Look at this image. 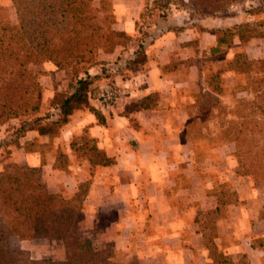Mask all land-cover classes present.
Here are the masks:
<instances>
[{"label": "crops", "instance_id": "1", "mask_svg": "<svg viewBox=\"0 0 264 264\" xmlns=\"http://www.w3.org/2000/svg\"><path fill=\"white\" fill-rule=\"evenodd\" d=\"M10 2L0 0V5L10 8ZM175 14L176 19L168 15L150 30L153 37L146 45L147 59L142 66L126 67L137 50L130 54L124 52L127 55L118 60L116 66L125 75L112 76L121 81L118 84L123 93L121 101L103 109L90 96V108L75 111L61 129V136L53 142L32 131L43 143L54 145V151L43 154L21 148L13 160L41 168L48 191L66 198L74 196L80 183L90 182L79 222L80 235L92 238L93 245L99 249L110 244L113 260L122 257L124 264L132 260L138 264L209 263L211 258L202 224L206 214L214 212L217 220L214 241L219 249L235 262L247 256L250 264H262L264 249L255 242L264 239V198H261L264 185L254 184L252 180L250 185H242L236 178L237 168L232 169L231 164L226 168L198 171L193 156L196 142L191 130L205 128L209 123L200 124L191 116L199 108V95L209 93L226 99L222 94L216 95L206 83L204 86L208 88L202 89L203 64L197 59L196 51V45L201 51L217 47L218 34L211 28L200 33L194 25L181 22L183 13ZM135 19L133 22L132 16L120 19L116 29L135 32ZM129 23L133 25L132 30ZM213 34V41L205 39L206 35L210 39ZM263 44L264 39H251L245 44L236 37L235 48L228 49H243L251 61H264ZM90 73L100 74L99 67ZM134 90L141 93L139 98L129 97L128 93ZM151 95L158 97L157 106L135 109L134 104ZM97 114L101 115L102 122ZM133 118H137L138 125L132 123ZM82 135L95 140L97 147L115 163L92 167L87 159L79 157L71 143L74 136ZM60 145L69 161L67 169L56 166ZM229 146L230 152L214 150L219 166L228 153L234 155V143ZM211 159L209 156L203 161L208 163ZM75 160H80L82 166L73 167ZM212 173H218L221 180L222 175L225 179L235 176L231 190L235 195L233 202H221V188L215 190ZM27 243L23 241L21 245L30 249Z\"/></svg>", "mask_w": 264, "mask_h": 264}, {"label": "trees", "instance_id": "2", "mask_svg": "<svg viewBox=\"0 0 264 264\" xmlns=\"http://www.w3.org/2000/svg\"><path fill=\"white\" fill-rule=\"evenodd\" d=\"M155 1L157 0H152L153 3ZM193 1L203 4L214 1L220 9L237 0ZM12 2L17 14V23L0 21V125H5L13 119L33 118L41 111L42 88L38 82V73L32 67L45 62H52L60 69H70L76 81L73 93L64 96L58 94L56 98L63 117L62 123L65 125L75 111L90 108L89 88L110 76L109 68L98 60L100 50L112 53L116 47L124 49L132 44L133 38L125 31L110 28L107 17H100L93 6L94 0H12ZM222 23L223 21L217 24L214 30L218 34V45L230 47L227 39L229 37H237L241 41L264 38V32L261 33L257 29L255 21L248 20L231 26ZM151 37H148V41ZM145 41L146 44L144 42L139 46L134 57L126 63V67L139 68L146 61L144 46L147 45V39ZM196 51L198 53L199 50ZM237 57L239 59L235 60L233 70L247 74L255 62L251 61L246 53ZM242 57L245 58L240 60ZM97 66L100 67V74L92 75L90 71ZM157 104L158 97L151 95L134 104V107L147 110ZM97 116L102 122L101 115ZM28 127L29 130H36L41 136L54 137L47 126ZM251 132L252 139L245 144L249 149L241 155L254 154L257 157L254 160L255 164L254 166L249 164L248 158L241 159L240 162H243L247 173L258 184L264 185V153H261L264 151V134L261 129ZM257 134L261 137L258 138ZM236 143L238 145L237 141ZM35 146L34 142L28 141L24 149L36 152ZM71 148L79 157L87 159L92 167L115 163L97 147L95 140L87 135L73 138ZM237 153H240L238 149L236 156ZM56 155L57 168L67 169L69 166L67 156L60 151ZM89 186L90 182L80 183L74 196L66 198L62 194L48 191L47 185L41 181L39 169L16 162L2 169L0 264H107L113 252L97 250L91 241L82 238L78 233ZM220 198L222 203L235 200L233 193L226 191L225 188H222ZM205 217L202 228L205 245L210 253V264H250L247 256L235 262L231 256L219 249L214 238H208L210 231L214 229L215 213H207ZM262 217L264 218V209ZM12 237L20 240L61 241L65 247L66 261L58 263L50 258L35 260L28 251L12 248L10 244ZM263 243L264 239L255 242L260 247H263ZM109 249L112 248L109 246Z\"/></svg>", "mask_w": 264, "mask_h": 264}, {"label": "rangeland", "instance_id": "3", "mask_svg": "<svg viewBox=\"0 0 264 264\" xmlns=\"http://www.w3.org/2000/svg\"><path fill=\"white\" fill-rule=\"evenodd\" d=\"M141 1L143 3L142 6ZM10 3V8L6 5H0V21L16 24V10L12 0ZM93 6L99 12L100 17H107L110 23L109 27L112 29L117 28V22L120 19L125 20L128 16L130 18L132 16L131 22H133L136 18L135 32H127L133 38L132 44L129 47L124 49H121L123 47H116L112 53H108L102 49L99 52L98 60L104 62L106 68H109L110 76L106 79H102L89 88L90 96L92 98L94 97L93 100H95L98 108H101V106L96 99L103 90L111 87L115 89L121 88L118 85L121 81L116 80V77L114 78L112 76L114 74H119L121 76L125 75L122 69L116 66L118 60H122V56H126L127 53L130 54L132 51L138 50L139 46L144 44V42L146 44L145 39H147L148 44V37H151L150 30L154 25L161 24L163 19L168 15H172V17L176 19L178 15L175 13H183V18L180 19L181 22L194 25L200 33L203 31L206 32L205 30H209V28L216 30L217 24H220L221 21L231 26L232 24L238 23V21L246 22L248 20L255 21L258 25L257 29L261 33L264 32V0H237L233 4L221 7L220 9L214 1L205 2L203 4L202 2L197 3L193 0H157L155 3H153L152 0H94ZM208 24H210L211 27H205V25ZM128 26H130L129 30L133 29L132 24L129 23ZM214 38L215 34L210 36V39L208 35L205 37V39L209 41H213ZM227 39H229L230 47L232 46L235 48V46H233L234 37H229ZM260 39L264 38H259V41ZM249 41L250 39H247L242 41V43L246 44ZM197 43L198 41H196V44ZM256 45L258 47L262 46L259 43H256ZM198 46L199 45H196V49L199 50V60L203 64L205 79V82L202 83V89L209 87L216 95L222 94L224 97L226 96V99H220L209 93H202L198 97L197 105L199 108H197V112L192 113L191 116L195 121H199L200 124L205 125L206 121L209 123L206 127L204 126L205 128L195 127L191 130V135L196 142L193 151V156L196 159L195 166L198 171H207L208 169L215 170V168H226L231 164L232 169L235 167L237 168L236 178L239 179L242 185L248 186L252 181L257 184L255 179L245 170L246 168L242 165L243 162L240 161L241 159L248 158L249 164L254 166V160L257 158L254 154L245 156L241 154L249 149L245 144L252 139L251 130L258 131L261 129L264 134V114H262L264 112L260 111L264 110V61H254L255 63L252 69H249L247 74L238 73L233 70V64L236 62L235 60L239 59L237 56L245 55L246 52L242 51L243 49L236 51L235 49L230 50L231 48L228 49L229 47L226 45L219 44L217 47L211 46L208 50L201 51L197 48ZM145 48L146 45L144 46V51ZM176 51L178 52V50ZM124 52L127 53L124 55ZM177 55L180 56L179 52ZM244 58L245 57H242L240 60ZM32 69L38 73V82L42 88L43 97L41 111L33 118L13 119L5 125H0V171L9 164L15 163L13 156L19 154V150L25 147L28 142L27 140H32L31 142L36 144V152L44 154L47 151L51 152V149L54 151V145L40 141L39 138L33 135L36 133L32 131L36 130H29L28 126H47L54 135V137L51 138L52 142L53 139L61 136V129L64 127L62 123L63 117L61 115V110L58 108L56 98L58 94L64 96L74 92L76 81L73 78L71 70L68 68L60 69L52 62H45L41 65L32 67ZM204 83H206L208 87H205ZM125 89L128 90V87H125ZM128 95L130 98H139L141 93L138 90H134L129 92ZM121 99L119 101H121ZM136 121L137 118L132 119V123L138 125ZM53 127H55V129H53ZM257 137L259 138L261 135L257 134ZM73 138H75V136ZM230 143H234L235 145L234 155L230 156L229 154L231 153H228L227 159L222 161V166H219L218 155L214 153V150L220 149L222 152L226 149L227 152H230ZM237 149L240 153H237L236 156L235 153ZM58 151L63 152L61 145ZM261 153H264V151ZM209 156L212 158L211 161H208V163L203 161V159L206 160ZM79 163H81L80 160H75L72 165L73 167L78 165L81 167L82 165ZM20 165L24 164L21 163ZM36 169L41 171V181L45 183L43 170L41 168ZM211 177L216 191L220 188L221 190L225 188L226 191L232 193V184H234L233 182L236 180L235 176H228V178L225 179V176L222 175L221 180V178L218 177V173H212ZM260 185L261 184H259V186ZM261 192V198H264V191ZM229 199H231V196ZM216 223L217 220H214V229L210 231L208 238H214L215 235H217ZM80 227L79 225V235L82 234ZM84 228H86V226H84ZM88 240L92 242V238ZM23 241L28 242L27 244L30 249L24 248L21 245ZM10 244L14 249L28 251L35 260L50 258L58 263H64L66 261V251L61 241H50L47 239L20 240L16 237H12L10 239ZM109 246L110 244H106L102 249L94 247L97 250L113 252V248L109 249ZM210 263L211 261L205 264ZM107 264H124V262L122 257H115L114 260L110 258ZM129 264L138 263L137 260H132Z\"/></svg>", "mask_w": 264, "mask_h": 264}, {"label": "built area", "instance_id": "4", "mask_svg": "<svg viewBox=\"0 0 264 264\" xmlns=\"http://www.w3.org/2000/svg\"><path fill=\"white\" fill-rule=\"evenodd\" d=\"M122 92L115 88H106L96 99L98 104L103 109L111 108L115 106L121 99Z\"/></svg>", "mask_w": 264, "mask_h": 264}]
</instances>
